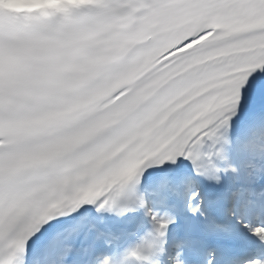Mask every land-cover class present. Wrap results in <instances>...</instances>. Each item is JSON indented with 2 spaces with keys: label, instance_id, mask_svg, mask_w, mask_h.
<instances>
[{
  "label": "snow or ice",
  "instance_id": "6c2138e0",
  "mask_svg": "<svg viewBox=\"0 0 264 264\" xmlns=\"http://www.w3.org/2000/svg\"><path fill=\"white\" fill-rule=\"evenodd\" d=\"M93 211L121 264H264V0L0 9V264H83Z\"/></svg>",
  "mask_w": 264,
  "mask_h": 264
},
{
  "label": "clouds",
  "instance_id": "9594fccd",
  "mask_svg": "<svg viewBox=\"0 0 264 264\" xmlns=\"http://www.w3.org/2000/svg\"><path fill=\"white\" fill-rule=\"evenodd\" d=\"M130 249H131V247L129 248V249H126L125 250V253L122 255V257H121V261H124V259H125V254L126 253H129L130 252ZM121 261L119 262V264H121ZM101 264H102V262H101Z\"/></svg>",
  "mask_w": 264,
  "mask_h": 264
},
{
  "label": "bare ground",
  "instance_id": "6f19581e",
  "mask_svg": "<svg viewBox=\"0 0 264 264\" xmlns=\"http://www.w3.org/2000/svg\"><path fill=\"white\" fill-rule=\"evenodd\" d=\"M61 1V0H60ZM49 3H51V1H49Z\"/></svg>",
  "mask_w": 264,
  "mask_h": 264
}]
</instances>
